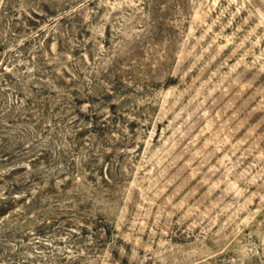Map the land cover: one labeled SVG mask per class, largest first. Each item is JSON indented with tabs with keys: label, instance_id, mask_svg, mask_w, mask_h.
<instances>
[{
	"label": "rangeland",
	"instance_id": "rangeland-1",
	"mask_svg": "<svg viewBox=\"0 0 264 264\" xmlns=\"http://www.w3.org/2000/svg\"><path fill=\"white\" fill-rule=\"evenodd\" d=\"M0 264H264V0H0Z\"/></svg>",
	"mask_w": 264,
	"mask_h": 264
}]
</instances>
